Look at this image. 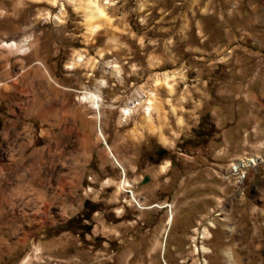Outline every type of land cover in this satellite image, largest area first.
<instances>
[{"label":"rangeland","instance_id":"rangeland-1","mask_svg":"<svg viewBox=\"0 0 264 264\" xmlns=\"http://www.w3.org/2000/svg\"><path fill=\"white\" fill-rule=\"evenodd\" d=\"M86 1L0 0V264H264V0Z\"/></svg>","mask_w":264,"mask_h":264},{"label":"bare ground","instance_id":"bare-ground-1","mask_svg":"<svg viewBox=\"0 0 264 264\" xmlns=\"http://www.w3.org/2000/svg\"><path fill=\"white\" fill-rule=\"evenodd\" d=\"M76 4V3H75ZM80 5V4H79ZM86 5H87V7H84V9L88 12V18L89 19H96V18H101V17H104V16H106V11H105V9H104V7H103V5L99 2V0H87L86 1ZM97 28H99V26L97 27ZM100 29V28H99ZM26 43V42H25ZM24 45V44H23ZM6 47H8V48H10V49H15V50H19L23 55H26L29 51H30V48L29 47H27V46H20V44L18 45L17 43H7L6 45H5ZM78 61H83L84 60V57H82V56H80L79 57V59H77ZM45 68V71H46V74L49 76L50 75V73H49V71L47 70V68L46 67H44ZM116 68H118V67H116ZM114 71V70H113ZM116 72V71H115ZM24 75V74H23ZM23 75H18L19 77H21V80H24L25 79V77L26 76H23ZM30 76V75H29ZM20 79V78H19ZM26 80H27V78H26ZM25 82V81H24ZM5 84V83H4ZM3 84L2 83H0V87L2 86ZM9 85V84H8ZM2 88V87H1ZM5 90L6 91H2L1 89H0V95H2V97H4V96H7L8 95V93H7V91L9 90V87H6L5 88ZM83 96L81 97V99L84 101V102H86V103H90L93 107H94V109H96V111H97V123L99 124V125H101L100 123H101V119H102V112H101V103L100 102H102L101 100H102V98L99 96V95H96V94H93V93H90V92H84L83 94H82ZM13 96H15V95H13ZM45 96V95H44ZM8 97V96H7ZM10 98V97H9ZM40 98V97H39ZM43 98V97H42ZM13 100V99H12ZM18 101V100H17ZM15 103V102H14ZM65 105V104H64ZM63 105V107H62V111L61 112H65L67 109H66V105L64 106ZM30 106V105H29ZM60 109H61V107H60ZM149 109H150V107H149ZM46 110H48V109H46ZM50 111V110H49ZM126 117L127 116H130L131 115V111H132V109L131 108H127L126 110ZM62 113V114H63ZM96 113V112H95ZM61 114V113H60ZM74 117H75V119L76 118H79V120H80V123H81V126L84 128V131H86V122H87V120L84 118V115L81 113V112H79V111H77V112H75L74 114ZM71 117V116H70ZM47 118V117H46ZM56 119H57V123L59 124L61 121H62V118L60 117V116H56L55 117ZM73 118V117H72ZM50 120V119H49ZM44 121L46 122L47 121V119H44ZM47 123H49L48 121H47ZM51 123V122H50ZM16 127V126H15ZM101 127V126H100ZM15 132V131H14ZM46 134H48L47 132H45ZM85 134V133H84ZM86 135V134H85ZM8 136V134L6 133V135H5V139L6 138H8L7 137ZM57 140H58V143H60L59 145H58V148L60 149V151L61 152H63V153H65V149L64 148H62L63 147V145L64 144H61V141L62 140H64V137H59V138H57ZM98 141H102V142H105V143H107L108 144V139H107V137H106V135L104 134V132L101 130V128L100 129H98ZM81 146L79 147V148H76V152H78L77 151V149L78 150H80V149H86L87 148V146H88V142H87V140L86 139H83V143L82 144H80ZM52 148V147H51ZM58 150V149H57ZM44 149H39V150H36V151H34L33 152V154L34 155H36V156H38V157H42V156H44L45 154H44ZM52 150H50V152H51ZM59 151V150H58ZM66 151H67V149H66ZM110 157H113L114 159H115V161H116V163L124 170L125 168H124V164L118 159V157L115 155V152H114V149L112 150V148L110 147ZM46 152V151H45ZM57 152V151H56ZM52 153V152H51ZM56 154V153H55ZM52 156V155H51ZM54 156V155H53ZM55 157V156H54ZM35 158V157H34ZM43 158V157H42ZM53 160V159H52ZM66 160V159H65ZM260 159L258 158V157H254V158H252V159H247V160H244L243 162H244V164L245 165H253V164H258V163H260V161H259ZM55 161V160H54ZM38 162V161H37ZM75 162V161H74ZM54 163V162H53ZM73 163V162H72ZM36 164V163H35ZM41 164V163H40ZM68 164V162L67 163H65L64 162V165H67ZM243 164V163H242ZM70 165V164H69ZM72 165V164H71ZM48 166V165H47ZM53 166H54V164H53ZM62 166V165H61ZM73 166V165H72ZM35 167V166H34ZM45 167V166H44ZM65 167H67V166H65ZM70 167V166H69ZM43 167H41V169H42ZM46 168V167H45ZM51 168V167H50ZM61 168V167H60ZM73 168H74V166H73ZM239 168H240V166H237V170H239ZM52 169H53V167H52ZM76 169V168H75ZM46 170V169H45ZM55 170H57V169H55ZM54 170V171H55ZM61 170V169H60ZM64 170V169H63ZM69 171H71V170H69ZM28 172V171H27ZM45 172V171H44ZM56 173V172H55ZM65 173V172H64ZM78 173H79V171H78ZM31 174V173H30ZM36 174V173H35ZM61 174L62 173H60V176H61ZM4 175H6V178H8L9 176H12V172L11 171H9V169H8V172L7 173H5ZM28 175V174H27ZM70 175V174H69ZM13 178H15V177H19V178H17V182L18 183H16V185H18V184H20V182H21V180H22V178H25V175L24 174H19V169H17V172L16 173H14L13 174ZM48 176V175H47ZM46 176V177H47ZM53 176H54V174H53ZM57 176V175H56ZM55 176V177H56ZM59 176V175H58ZM70 178H73L72 176H69ZM42 178V177H41ZM54 178V177H53ZM57 178V177H56ZM59 178V181H62V184H64L65 185V183H64V181L66 180H64V178L61 176V177H58ZM9 179V178H8ZM74 179H77V178H74ZM73 179V180H74ZM46 180V179H45ZM72 180V179H71ZM44 181V180H43ZM25 182V181H24ZM68 182V181H67ZM39 183H40V181H39ZM38 183V184H39ZM52 183H53V181H52ZM74 183V182H73ZM126 184H124V186H123V190H125V191H127V192H129V193H131L132 191H129L127 188H126V186H128V187H132L131 185H130V183H128L127 184V182H125ZM24 184V183H23ZM47 184V183H46ZM54 184V183H53ZM52 184V185H53ZM58 184V183H57ZM72 184V183H71ZM40 185H43L42 183L40 184ZM20 186H22V185H20ZM32 185H30V187H31ZM72 186V185H71ZM27 187V186H26ZM38 187V186H37ZM45 187H47L46 185H45ZM51 187V186H50ZM68 187V186H67ZM8 188H12V185H10ZM19 188V187H18ZM29 188V187H28ZM31 188H33V187H31ZM34 188H36V187H34ZM39 188V187H38ZM40 188H41V186H40ZM63 188V187H62ZM30 189V188H29ZM20 190V189H19ZM25 190H28V189H25ZM38 190V189H37ZM41 190V189H40ZM52 190H53V187H52ZM55 190V189H54ZM65 190V189H64ZM71 190V189H70ZM18 191V190H17ZM24 192V191H23ZM15 193V192H14ZM55 193H57V192H55ZM64 193V192H63ZM132 194H133V199H136L135 198V193L134 192H132ZM39 195H40V197H43L44 195H43V193L42 192H40L39 193ZM43 195V196H42ZM47 195V194H46ZM59 195V194H58ZM57 194L56 195H54V196H52V197H50L49 198V200L48 199H46V200H48L47 202H45V201H41V204L43 203V205L46 207V209L45 210H43L44 212H45V214H48V215H51V217H53V207H54V202H55V200L57 199L58 200V198H59V196H58ZM65 195V194H64ZM15 196V195H14ZM39 197V198H40ZM47 198V197H46ZM37 200H40V199H37ZM45 200V199H44ZM37 202V201H36ZM45 202V203H44ZM14 204V203H13ZM35 206H36V204H35ZM42 206V205H41ZM37 207V206H36ZM35 207V208H36ZM40 206L38 205V207H37V209L35 210V211H37L38 210V208H39ZM35 208H33V209H35ZM25 213H27V212H25ZM37 214V213H36ZM32 219H34V218H32ZM35 221V220H34ZM173 221H174V215L172 214L171 216H170V218H169V225H171L172 223H173ZM169 230V229H168Z\"/></svg>","mask_w":264,"mask_h":264},{"label":"built area","instance_id":"built-area-1","mask_svg":"<svg viewBox=\"0 0 264 264\" xmlns=\"http://www.w3.org/2000/svg\"><path fill=\"white\" fill-rule=\"evenodd\" d=\"M234 172L239 173L240 171H236V168H235V166H234ZM245 177H246V174L243 173V175H241L240 178H244V180H245Z\"/></svg>","mask_w":264,"mask_h":264}]
</instances>
